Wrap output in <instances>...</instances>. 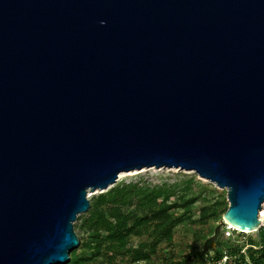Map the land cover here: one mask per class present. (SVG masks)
Listing matches in <instances>:
<instances>
[{
    "label": "water",
    "instance_id": "obj_1",
    "mask_svg": "<svg viewBox=\"0 0 264 264\" xmlns=\"http://www.w3.org/2000/svg\"><path fill=\"white\" fill-rule=\"evenodd\" d=\"M150 168L260 234L264 0H0V264H69L88 193Z\"/></svg>",
    "mask_w": 264,
    "mask_h": 264
},
{
    "label": "trees",
    "instance_id": "obj_2",
    "mask_svg": "<svg viewBox=\"0 0 264 264\" xmlns=\"http://www.w3.org/2000/svg\"><path fill=\"white\" fill-rule=\"evenodd\" d=\"M205 190L209 191L208 196ZM199 202L204 224L223 220L229 207L225 194L218 195L195 177L159 185L120 182L97 196L91 201V209L78 217L75 229L81 244L72 252L69 264H103L105 260L114 264L120 257L123 261L127 259L125 264H154L157 247L167 238L162 223L174 229L192 221L188 209ZM220 227L215 231L212 227L203 248L193 249L178 264H195L193 259L199 264H216L226 255L229 259L225 264H264V248L259 249L264 243L262 232L255 240L249 237L248 247L243 251ZM145 235L148 236L145 244L136 247L131 244L134 237ZM211 251L213 254L208 257Z\"/></svg>",
    "mask_w": 264,
    "mask_h": 264
},
{
    "label": "rangeland",
    "instance_id": "obj_3",
    "mask_svg": "<svg viewBox=\"0 0 264 264\" xmlns=\"http://www.w3.org/2000/svg\"><path fill=\"white\" fill-rule=\"evenodd\" d=\"M123 176L117 182H148L152 185H159L162 182L174 183L176 181H181L186 178L195 177L196 181L206 185L208 188H212L218 195L225 194L226 202L227 200V191L219 188L217 185L209 182L206 179H202L198 174L194 172L184 171L176 168H150L143 169L140 171L124 172ZM120 174V175H122ZM116 184V185H117ZM208 190V189H207ZM205 190V195H209V191ZM101 191L89 192L88 199L94 201V199L99 196ZM229 205V203H228ZM199 206H202V203H198L196 206L190 207V214L192 215V221H188L182 225L177 226L174 229L169 228L166 224L162 223V229L166 232L167 238L162 241L157 247V257L153 261L154 264H178L181 260L188 257L193 249L201 250L210 237V230L213 227L214 231L218 226L220 230L225 233L226 223L224 220L204 224L201 222V214L199 212ZM76 230V229H75ZM77 232V231H76ZM229 238L234 240L235 246H242L243 251L248 247V239L252 237L254 240L257 237L256 233H243L238 230H229ZM226 234V233H225ZM227 235V234H226ZM84 237V236H83ZM148 241V236L134 237L132 240L133 246H138L140 244H145ZM213 252L211 251L208 257H211ZM206 257V260H208ZM127 261V259H126ZM126 261H123L122 257L114 261V264H125ZM108 260L103 261V264H109ZM193 263L199 264L192 260ZM208 263V262H207ZM101 264V263H95ZM210 264V263H208Z\"/></svg>",
    "mask_w": 264,
    "mask_h": 264
},
{
    "label": "built area",
    "instance_id": "obj_4",
    "mask_svg": "<svg viewBox=\"0 0 264 264\" xmlns=\"http://www.w3.org/2000/svg\"><path fill=\"white\" fill-rule=\"evenodd\" d=\"M258 218H259V220L261 222L260 233L262 232V234L264 235V204L262 206V210L259 212ZM225 233L227 234V236H230L228 232H225ZM261 248H264V243H262L259 246V249H261ZM228 259H229V257L226 255V256H224V258L222 259V261L216 262V264H225L228 261ZM210 264H212V263H210Z\"/></svg>",
    "mask_w": 264,
    "mask_h": 264
},
{
    "label": "bare ground",
    "instance_id": "obj_5",
    "mask_svg": "<svg viewBox=\"0 0 264 264\" xmlns=\"http://www.w3.org/2000/svg\"><path fill=\"white\" fill-rule=\"evenodd\" d=\"M123 176V174L122 175H120V178ZM225 231H229V230H237L236 228H234V227H232V226H230V225H228V224H226V226H225ZM238 231H240V230H238Z\"/></svg>",
    "mask_w": 264,
    "mask_h": 264
}]
</instances>
